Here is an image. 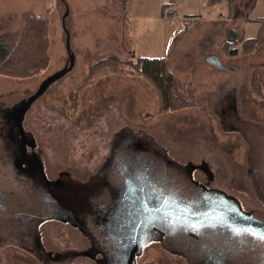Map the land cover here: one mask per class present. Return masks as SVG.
I'll use <instances>...</instances> for the list:
<instances>
[{"label": "rangeland", "instance_id": "374dc122", "mask_svg": "<svg viewBox=\"0 0 264 264\" xmlns=\"http://www.w3.org/2000/svg\"><path fill=\"white\" fill-rule=\"evenodd\" d=\"M213 2L0 0V44L15 45L28 14L48 20L50 41L46 69L21 80L0 75L1 146L14 141L6 124L11 111L68 64L66 31L74 67L46 90L23 121L51 180L67 172L64 183L70 187L69 179L86 181L98 174L115 134L125 128L151 137L176 161H205L214 175L213 186L235 195L249 209L256 207L246 179L247 146L227 130L228 123L222 125L218 109L221 103L224 110L222 100L235 89L239 112L264 124V3L257 1L251 9L250 0ZM168 10L180 20L170 21ZM260 31L250 52L242 53L241 45L227 49V40L255 39ZM232 49L239 54L228 55ZM109 57L132 63L138 57L166 59L178 92L194 103L163 112L148 82L130 68L106 62ZM2 58L0 52V62ZM13 180L10 170L0 172V187L19 201V183ZM11 206L0 200V264H95L74 258L75 251L89 247L78 231L54 219L30 228L19 213L5 214ZM35 217H29L30 224ZM143 253L136 264H215L208 253L196 252L188 261L156 244Z\"/></svg>", "mask_w": 264, "mask_h": 264}, {"label": "flooded vegetation", "instance_id": "af4514ba", "mask_svg": "<svg viewBox=\"0 0 264 264\" xmlns=\"http://www.w3.org/2000/svg\"><path fill=\"white\" fill-rule=\"evenodd\" d=\"M228 94L230 98L222 100L224 110L220 103L218 113L222 125L228 123L227 130L247 146L246 179L257 206L249 209L235 195L213 186L214 175L205 161H176L151 137L122 128L110 143L101 171L86 181L69 179V187L64 183L67 172L53 181L44 171L51 183L45 191L63 195L53 201V212L57 213L54 221L78 231L89 245L84 251H75V259L89 258L95 264H136L144 256L143 250L156 244L165 253L188 261L197 252L208 253L215 264H264V242L254 238L256 232L246 228L247 234H237L246 226L264 232L253 224V220L264 224V124L239 112L235 89ZM8 129L15 142L9 141L12 148L7 153L0 152L6 153L5 159H0V170H14L11 164L15 155L24 154L20 170L38 172L41 159L36 165L31 150L15 137L12 126ZM18 183L25 204L30 196L24 189L26 180L22 177ZM44 185L36 181L32 194L35 202L43 197ZM220 208L243 227L218 220ZM237 212L251 221L240 220Z\"/></svg>", "mask_w": 264, "mask_h": 264}, {"label": "trees", "instance_id": "16d2710c", "mask_svg": "<svg viewBox=\"0 0 264 264\" xmlns=\"http://www.w3.org/2000/svg\"><path fill=\"white\" fill-rule=\"evenodd\" d=\"M120 3L123 0H118ZM231 3V0H226ZM257 1L250 0L251 9L254 8ZM188 17V16H187ZM190 18H187L189 20ZM48 20L34 15H25L19 37L15 45L11 48L0 44V52L3 58L0 62V75L10 79L21 80L37 74L48 66L49 63V36L47 33ZM264 28V22L260 25ZM261 37V31L255 39H243L242 36L237 40L226 41V47L241 45V52H250L258 39ZM229 47L227 48L229 50ZM237 50H230L228 55L237 56ZM106 62H111L118 67L130 68L133 73L144 79L158 94L160 107L163 112L176 111L192 106L194 101H188L180 92H178L176 80L167 67L166 59L143 58L138 57L136 62L121 61L115 57H109ZM254 88L257 84H253Z\"/></svg>", "mask_w": 264, "mask_h": 264}, {"label": "water", "instance_id": "95a60500", "mask_svg": "<svg viewBox=\"0 0 264 264\" xmlns=\"http://www.w3.org/2000/svg\"><path fill=\"white\" fill-rule=\"evenodd\" d=\"M67 13H68V10H66L65 16L67 15ZM63 29H64V25H63ZM65 34L67 37L66 50H67V54H68V64L59 72H57V73L49 76L48 78H46L39 85V87L37 88L36 92L33 95H31L27 100L19 103L15 107V109L13 111H11V113L7 117V121H6V124H8V126H10V124H11L13 130L15 131L14 132L15 137L17 139L21 140L23 146H27L31 150L30 156L32 157V159L36 165L39 162H41L40 159L37 158L38 149L36 146V142L32 137L26 136L24 126H23V121H24L25 115L28 112V110L30 109V107L46 92V90L51 85H53L57 81L64 78L68 73H70L72 71V69L74 67L75 60H74V55L71 53V51L69 49L68 33L65 31ZM11 145L12 144H10V142L6 141V140L4 141L2 146L0 143V152H6L7 153L9 151V149L12 148ZM3 147H5V149ZM6 153H0L1 161L3 159H5ZM25 157L26 156L24 154L21 157L18 154H16L15 155V161H12V164H11L12 168H14V170H11V169H8V170H10V173L14 179L13 182H19V179H21L22 177L26 180V185H25L24 189L27 188V190L29 191L28 193L30 194V196L28 197V200L26 201L25 204H24V200H21L20 198H19V201H14V199H16V198H14L11 195V193L9 194L10 191L7 187H6V189H3L2 187H0V200H3V201L7 200L9 203L12 204L10 209L8 211H5V214L14 213L15 215H18V213H19L22 216V222L25 223L26 226H28L30 228H34L33 224H35L36 222L42 224V222H44L46 220H52L55 217V215L57 213L53 212L54 210H56V208H54V202L53 201L56 200L57 197H59V196H60V198H62L63 195L57 196L53 193H49V192L45 191V189H47V190L50 189L49 186L51 185V183L47 181L46 175L44 173V169L40 166V164H38V172L34 171V170H32V172H29V171L26 172V171L20 170L19 167L21 166L22 159ZM0 172H3V170H0ZM35 173L38 174L37 178L35 177ZM37 180L42 181L43 185L44 184L45 185L41 188L44 191L43 197L37 198L36 202H35V198L32 197V194L35 193L34 190L37 187L36 186ZM20 190H22V189L18 188V191H20ZM15 206H16V208H15ZM60 206H61V204H60ZM19 208H21V209H19ZM217 211H218V220H222L223 222H226L228 224L234 223L236 225V227H243V225L241 226L239 223H237V222H235L229 218V216H228L229 213L225 210V208H220ZM152 212H154V211H152ZM143 213H145V210H143ZM32 214H35L36 217L33 219L32 223L30 224L29 220H31V219H29V217ZM235 215H238L240 217V220L243 218L245 221H251L249 218H246L247 215L241 214L239 212L235 213ZM140 216H142L141 209H140ZM211 219H212V216H211ZM253 222H254L253 223L254 226H260L264 229L263 223L260 224L259 222L255 221V220H253ZM245 228L258 233V231L255 227L252 228V227L246 226Z\"/></svg>", "mask_w": 264, "mask_h": 264}, {"label": "snow or ice", "instance_id": "6c2138e0", "mask_svg": "<svg viewBox=\"0 0 264 264\" xmlns=\"http://www.w3.org/2000/svg\"><path fill=\"white\" fill-rule=\"evenodd\" d=\"M248 230L246 228H240L238 229L237 234H247ZM254 238L258 239L261 242H264V232H258L254 235Z\"/></svg>", "mask_w": 264, "mask_h": 264}, {"label": "built area", "instance_id": "2783aa9c", "mask_svg": "<svg viewBox=\"0 0 264 264\" xmlns=\"http://www.w3.org/2000/svg\"><path fill=\"white\" fill-rule=\"evenodd\" d=\"M167 16L170 19V21H176V20H178L180 18V16L176 12H174L173 10H168L167 11Z\"/></svg>", "mask_w": 264, "mask_h": 264}, {"label": "crops", "instance_id": "0c3cea01", "mask_svg": "<svg viewBox=\"0 0 264 264\" xmlns=\"http://www.w3.org/2000/svg\"><path fill=\"white\" fill-rule=\"evenodd\" d=\"M213 1L214 2L212 4H214V5H218V4H220V2H224V0H213ZM216 17H218V15ZM214 21H216V18L214 19Z\"/></svg>", "mask_w": 264, "mask_h": 264}]
</instances>
